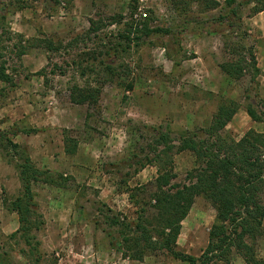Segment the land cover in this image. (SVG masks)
Returning a JSON list of instances; mask_svg holds the SVG:
<instances>
[{
  "label": "rangeland",
  "instance_id": "obj_1",
  "mask_svg": "<svg viewBox=\"0 0 264 264\" xmlns=\"http://www.w3.org/2000/svg\"><path fill=\"white\" fill-rule=\"evenodd\" d=\"M218 1L221 8L203 13L197 3L177 6L174 0H62L60 5L51 0H0V17L5 16L0 22V63L14 83L0 81L1 130L27 148L35 166L64 178V186L33 185L43 222L33 232L38 248H31L14 236L20 227L19 214L7 208L22 190L15 151L0 148V259L7 264H187L163 250L143 260L126 258L109 244L102 211L120 212L134 220L141 209L150 218L156 215L152 195L157 165L139 173L132 166L119 165L138 142L147 145L152 140L157 132L151 134L149 126L170 130L175 139L184 132L199 133L210 127L221 101L231 99L239 103V109L221 133L239 139L250 128L264 132V122L253 120L246 111L249 104L264 111V11L255 13L253 4L244 7L243 28L237 29L248 33L246 43L257 56L259 75L254 81L249 72L233 79L220 68L230 59L222 35L205 30L223 10L225 0ZM133 3L152 17L151 25L172 32L154 33L143 38L142 46L124 53L119 61L122 68L104 86L97 105L73 103L69 91L73 83L97 78L96 74L82 78L76 65H69L72 59L87 61L86 53L101 50L96 37L70 52L62 50L52 62L43 47L33 46L19 55L28 38L68 41L88 29L91 17H129ZM19 35L24 36L23 42ZM130 81H134L132 90L120 84ZM67 137L77 141L75 154L65 151ZM173 156L174 182L184 183L187 172L197 165L196 156L189 150H174ZM215 215L211 203L196 196L182 221L177 248L201 255ZM256 248L264 259V236L258 238ZM230 259L231 264H245L236 250Z\"/></svg>",
  "mask_w": 264,
  "mask_h": 264
},
{
  "label": "trees",
  "instance_id": "obj_2",
  "mask_svg": "<svg viewBox=\"0 0 264 264\" xmlns=\"http://www.w3.org/2000/svg\"><path fill=\"white\" fill-rule=\"evenodd\" d=\"M51 1L57 5L62 3V0ZM71 1L73 0H69ZM174 1L177 6L197 3L199 11L203 13L222 6L218 0ZM251 4L255 13L264 11V0H225L223 10L213 18L214 23L208 22L213 24L212 27L205 29L207 32L222 35L230 59L223 62L220 68L233 79H240L249 72L254 81L260 72L254 49L246 43L247 31L237 32V29L243 28L242 10ZM23 7L22 5L18 9ZM147 14L140 12L138 5L133 3L129 17L124 14L91 17L88 29L75 34L68 41L47 36L28 38L25 40L27 45L22 46L19 55L23 56L33 46L43 47L52 62L53 56L62 50L64 53L70 52L96 37L101 41L98 47L101 50L86 53L87 61L72 59L69 65L75 64L82 78L91 77L92 74H96L97 78L94 82L87 80L84 84L73 83L69 86V91L73 103L97 105L104 86L112 82L119 68H122L119 61L124 53L142 46L143 38L154 33L172 32L170 28L151 25L152 17H147ZM2 19H5V16L1 15L0 22ZM111 26L116 29L109 30ZM101 32L103 35H99ZM19 37H22L23 42L24 36ZM53 64L54 68L62 70V65ZM52 70L55 73L54 69ZM41 74L48 83L49 78L45 76L44 71H41ZM0 81L14 84L11 75L6 73L4 63H0ZM120 84L126 90L134 89V81ZM262 104L264 105V100ZM238 109L237 101L224 99L210 127L199 133H181L178 139L172 136L170 130L163 131L149 126L151 134L157 132L151 135L152 140L147 145L138 142L129 149L119 165L134 167V173H139L148 165H157L158 175L152 195L153 207L157 213L150 218L147 211L141 209L137 220H134L120 212L110 213L103 210L102 216L109 226L105 229L106 236L113 248L133 260H143L155 251L163 250L187 264H212L216 261L231 264V254L236 250L245 264H264V259L257 254L256 248L258 238L264 236V132L250 128L239 139L222 134L221 130L232 120ZM246 111L253 120L264 122V111L259 112L251 104L246 107ZM1 124L0 120V148L15 151L13 161L22 184L21 194L7 204V208L19 214L20 227L14 236H19L31 248L37 249L38 242L32 241L35 238L33 232L41 228L43 220L38 213L33 185L44 182L64 186L61 181L64 178L61 175L56 176L49 169L35 166L27 148L2 131ZM174 150L176 153L189 150L196 156L197 165L187 172V181L184 183L174 182L177 178L174 171ZM65 151L75 154L77 141L67 137ZM127 176L130 177L131 173L128 172ZM198 195L211 203L216 215L209 230L208 244L202 254L196 256L178 249L177 246L182 221L189 214ZM130 197L136 205L138 202L134 195L130 194ZM96 224L99 225L100 221L97 220ZM0 264L7 263L0 259Z\"/></svg>",
  "mask_w": 264,
  "mask_h": 264
}]
</instances>
